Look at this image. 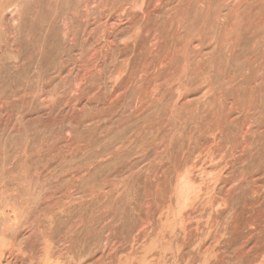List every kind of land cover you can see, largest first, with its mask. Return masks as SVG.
<instances>
[{"label": "rangeland", "instance_id": "obj_1", "mask_svg": "<svg viewBox=\"0 0 264 264\" xmlns=\"http://www.w3.org/2000/svg\"><path fill=\"white\" fill-rule=\"evenodd\" d=\"M0 264H264V0H0Z\"/></svg>", "mask_w": 264, "mask_h": 264}]
</instances>
